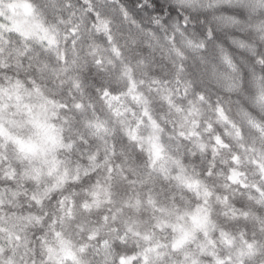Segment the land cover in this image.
<instances>
[{
  "label": "clouds",
  "instance_id": "9594fccd",
  "mask_svg": "<svg viewBox=\"0 0 264 264\" xmlns=\"http://www.w3.org/2000/svg\"><path fill=\"white\" fill-rule=\"evenodd\" d=\"M0 264H264V0H0Z\"/></svg>",
  "mask_w": 264,
  "mask_h": 264
}]
</instances>
